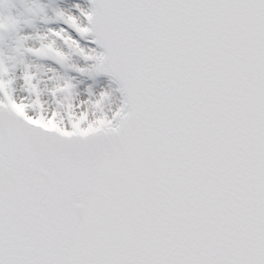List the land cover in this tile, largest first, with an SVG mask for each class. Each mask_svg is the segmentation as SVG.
Returning a JSON list of instances; mask_svg holds the SVG:
<instances>
[{"label": "snow or ice", "instance_id": "6c2138e0", "mask_svg": "<svg viewBox=\"0 0 264 264\" xmlns=\"http://www.w3.org/2000/svg\"><path fill=\"white\" fill-rule=\"evenodd\" d=\"M49 8L0 0V264H264V0Z\"/></svg>", "mask_w": 264, "mask_h": 264}, {"label": "rangeland", "instance_id": "374dc122", "mask_svg": "<svg viewBox=\"0 0 264 264\" xmlns=\"http://www.w3.org/2000/svg\"><path fill=\"white\" fill-rule=\"evenodd\" d=\"M45 3H50V8L48 10V14L51 15V7L59 6L62 8H70L71 4L73 3V0H44ZM22 11V9H19ZM15 11V10H14ZM48 27L47 25H44L40 22H37L34 27L32 28H27L25 27L23 29V33H36V32H43L45 28ZM15 38V36H10L6 39L5 44H4V53L6 56H15L16 54L12 51V48L7 41H11ZM28 46H38V41L36 40H29L26 42ZM20 58H17L16 60L10 61V63L15 65V71L14 75L16 77H19L20 74L23 71V64L19 62ZM24 63H27L31 65V71L37 76L38 83H39V88L41 90V97L40 99H46L49 100L50 97L48 95V89L52 87V80L50 79L53 76L52 71H49L50 65L49 63H40L38 59L35 57H25L23 58ZM61 75H71V73L66 72L63 69H58L57 70ZM79 80L80 85H76L75 82ZM74 81L75 88L79 89V97H81V100H84L85 103H81V105H85L91 109L90 104H89V97L86 96V92L89 88H91L93 91H99L101 88L105 87L106 85L98 82V81H88L86 79H77ZM17 85H18V90L23 87L22 82L17 80ZM26 99H31V97L25 96ZM63 100V99H61ZM50 103V102H48ZM79 109H77L78 111Z\"/></svg>", "mask_w": 264, "mask_h": 264}, {"label": "bare ground", "instance_id": "6f19581e", "mask_svg": "<svg viewBox=\"0 0 264 264\" xmlns=\"http://www.w3.org/2000/svg\"><path fill=\"white\" fill-rule=\"evenodd\" d=\"M14 40H15V38H13V40H11V41H7V43L11 46V47H14ZM75 84L76 85H80V82H79V80H77L76 82H75ZM79 89L77 88L76 90H74V95L72 96V97H70V98H68V99H63V100H61V102L64 104V105H68V104H71V105H73V106H75V105H81V103H85L84 102V100H81V97H79L80 95H79ZM42 101L45 103V105L46 106H48V107H51V108H56L57 107V105H56V103L50 98L49 100H46L45 98L44 99H42ZM48 102H50V103H48ZM83 107L85 108V110H87V111H89V112H91V109H89V107H87V106H85V105H83Z\"/></svg>", "mask_w": 264, "mask_h": 264}]
</instances>
